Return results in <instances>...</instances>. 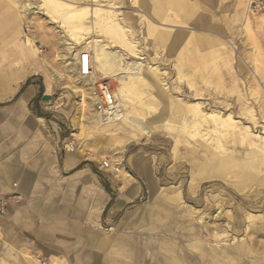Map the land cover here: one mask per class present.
<instances>
[{
  "label": "rangeland",
  "instance_id": "obj_1",
  "mask_svg": "<svg viewBox=\"0 0 264 264\" xmlns=\"http://www.w3.org/2000/svg\"><path fill=\"white\" fill-rule=\"evenodd\" d=\"M21 1L25 0L0 2L1 7L10 5V8L0 10V76L6 86L15 84L18 79L16 74L23 66L18 46L24 42L26 36L33 38L36 47L42 50V53L38 52L39 56H43L49 62L47 70L55 82L45 103V118L38 123L46 132V136L54 135L60 139L58 156L65 151L71 152L66 143L75 147L79 138L83 139L80 148L86 150L85 157L78 158L84 162L81 174L87 175L88 182L77 184L73 194L69 193L63 201L58 199V202L52 204L66 210L79 204L81 212V219L77 223L83 232H69L67 219L62 214H55L57 216L50 220L47 232L52 236L51 243L62 249L61 254L66 255L64 251L72 250L79 259L84 252L86 235L91 234L95 238L91 242V251L105 260H110L113 252L117 251L114 257L123 264L127 258L118 241H131L134 237L140 236L145 240H152L155 247L153 251L156 252L160 237L164 235L175 242L173 245L176 251H181L180 254L191 258L190 264H193L195 258L200 259V255L211 264H230V260L234 264H243L237 262L242 259L245 264H250L252 260L264 263V230H255L256 225L264 226V168L254 170L248 167L239 172V169L232 165L231 152L236 150L237 157L240 158L244 156L247 147L243 143H237L231 134L221 135L223 143L220 142L216 146H212L208 140L207 144L211 149L208 148L206 153H203V158L206 156L208 161L202 160L201 156L194 153L197 136L185 139L175 122L169 125L168 132L159 130L143 138L141 142L128 144L123 151L122 163L129 169H127L129 175L135 178L133 182L142 188L143 194L135 197L121 210L114 211L112 206L104 209V199L108 196L115 198L105 193L104 186L107 188L108 178L112 179L114 190L121 187L134 188L131 185L133 182L127 184L123 181L126 178L121 174L111 172V168L119 166L118 150L123 143L122 137L87 123L90 116L87 91L74 77L71 71L74 65L65 70L63 68L65 58L59 54L58 42L61 41L63 34L70 38L63 31L60 20L39 10L38 13H30L26 19L28 21L19 23L17 8L11 6L12 3L20 5ZM32 1L35 6L40 4L39 0ZM72 1L78 2L74 5L89 8H94L100 2L106 4L105 0ZM110 2L117 7L112 10L116 11L121 21L132 29L133 33L129 37L136 42L140 56L158 68L170 97L181 98L189 103L199 102L204 112L219 111L224 117L231 113L233 121L239 123L242 128L252 130L254 135H264V9L258 14H250L247 10L249 0H110ZM147 23L153 27L152 32L146 29ZM89 36L93 37L95 34ZM126 56L127 62L133 59L131 55ZM201 64L204 66L202 71L199 68ZM225 68L230 69L239 82V86L232 91L220 87L218 82L225 73ZM122 73L115 71L111 75H101L97 77L96 82L100 77L111 79L116 93L117 77ZM32 77L39 78L46 85L44 70L39 74L27 75L19 82ZM154 91L157 93L158 88L154 87L152 92ZM169 99L162 95L161 100L154 101L153 108L138 109L136 115L147 119L154 117L168 109ZM224 99L231 103V107L223 106ZM244 106H251L249 113H252L253 117H250L254 118L256 123L248 117L249 113L247 116L239 113ZM77 122L86 126L79 131L76 128ZM216 133L224 132L222 130L209 132L207 138ZM136 152L141 163L146 162L150 167L152 180L160 192L157 198L149 197L146 183L127 160L128 155ZM225 155L227 157H224ZM217 158L228 159V162L211 165L209 160L214 161ZM251 158L259 160L261 157L254 152ZM201 163L205 164L202 165L204 168L201 167ZM116 169L114 168V171ZM68 178V175L64 174L60 181L65 185L66 182H70ZM76 200H82L83 203L77 204ZM155 201L156 218L136 227L134 220L138 211ZM214 210H219L216 219L212 217ZM198 212H203L208 217V225L195 219ZM247 216L253 218L248 220ZM222 222L229 224L226 231ZM34 229L36 230L35 227ZM31 230L29 228L20 230L19 233L12 231L7 234L0 226V242L1 237L10 240L11 234H14L13 236L22 242L26 240L32 244L30 252L40 259L33 258L34 264H51L50 260L47 262V256L43 255L49 252L48 246L46 248L45 241H38ZM249 244L255 245L258 250L249 255L246 252L242 255L233 254L235 247L242 246L248 250ZM39 245L42 246V250H38ZM78 259L74 261L69 259V262L80 264ZM24 262L23 264H30Z\"/></svg>",
  "mask_w": 264,
  "mask_h": 264
},
{
  "label": "bare ground",
  "instance_id": "obj_2",
  "mask_svg": "<svg viewBox=\"0 0 264 264\" xmlns=\"http://www.w3.org/2000/svg\"><path fill=\"white\" fill-rule=\"evenodd\" d=\"M3 1L4 0H2V2ZM39 1L40 4L38 6H35L32 0H25L24 2L21 1L20 5L12 3L13 5L11 7L17 8L19 14V23L24 22L26 19H28L30 13H38L39 10H41L42 13H45L48 16L58 18L62 24L63 31H65L70 36V38H68L64 36L65 34H63L61 41L58 42V44L60 45L59 54L61 57L65 58L63 62V68L65 70L68 69V67H70L71 65H74V68H72L71 71L74 74V77H76V80L80 84H82V86L87 91L86 95L89 98L90 108V116H88L87 118V123L97 128H104L106 131H110L122 137L123 143L120 150H118L119 166L114 167L117 168L115 171L114 168H111L112 174H121L122 177L126 179L128 176L129 182L131 180H134L129 175L130 173L127 168L122 163L123 151L126 146L132 142H141L143 138L148 137L153 132L159 130H162V132L170 131L169 125L171 123L173 124V122L178 125V128L180 129V132L185 139H188L189 136H197L198 139H195L198 141L196 143L194 153L201 156L200 158L202 160L208 159L206 156L205 158H203V155L209 148L207 144L208 140L212 146H216L220 142L223 143L220 138L221 135L231 134L233 138H236L237 143H243L244 146L247 147V151L244 152V156L240 158L237 157L236 153L238 152H236V150L231 152L230 162L232 163V165L238 168L239 172L241 169H248V167L254 170L264 168V135H254L252 130L248 128H242L239 123H235L236 121H233L234 119H232L231 113L224 117L220 114L219 111L212 110L210 112H204L199 102L189 103L181 98L170 97V95L167 93L165 83L163 81L164 78L161 77L158 68L147 63L143 59V57L140 56L139 49L136 46V42L130 39L129 36L133 33L132 29L121 21L118 16L119 14L116 11L112 10L116 7H114L113 2H110V0H105L106 4L103 5L100 1H97L100 3L96 4L94 8H89L88 6L74 5V3L77 4L78 2L72 0ZM7 8H10L9 4L7 7L5 5H2V7L0 6V10H4ZM247 10L248 12L250 11L249 5L247 6ZM146 29L150 32L154 30L153 27L148 23L146 24ZM90 34H95V36H89ZM158 35L161 34L158 33ZM111 47H113V49ZM115 47L119 48V50ZM18 49V54L20 59L22 60L23 66L16 74L18 77L16 82L18 83V81L24 78V76H26L27 74L37 73L40 71L42 72L44 70L46 76L47 92L50 93L51 86L55 84V82L50 71L47 70V67L49 68V62L43 56H39L38 52L42 53V50L36 47L34 39L28 36L25 37V40L21 45L19 44ZM82 55L85 56L88 63L87 70L84 69V71H82L81 64ZM126 55H131L133 59H130L127 62ZM199 68L202 71V69H204V66L202 67L201 64ZM115 71L123 72L120 76L117 77L118 86L116 89V93H114L113 90L115 103L112 107L103 109L100 107L98 98L95 93V83L98 79L97 77L101 75H111ZM224 72L225 73L221 78H219L218 81L220 87L228 89L227 91L236 89L239 86V82L236 80L235 74H232V72L228 68H225ZM103 78L104 77H100V79ZM1 87L2 82L0 80V92L3 91ZM154 87L158 88L157 93L155 91L154 93L152 92ZM162 95L165 98H170L168 103L169 107L166 111H162V113L160 112L158 115L149 119L144 116L140 117L136 115L138 113V109L153 108L154 101H157L156 99L161 100ZM252 95H254V93ZM223 102H225L223 106L231 107V103L228 100L224 99ZM250 107L244 106V109L241 110V112H239L238 110V112L242 115L247 116V114L251 111ZM250 116L253 117V114L249 113L248 117ZM250 119H253L254 123H256V120H254V118L250 117ZM84 126L86 125H83L80 122L76 123V128L79 131H81ZM217 130H222L224 133H216L213 136L210 135L209 138H207L209 132L215 133L217 132ZM81 140L83 139L79 138L77 146L75 147H72L66 143V147L72 152L70 156L76 158L85 157L86 150L80 148V146L82 145ZM88 152L92 154V152ZM254 152H257L260 155L261 158L259 160L251 158ZM224 157L227 156L225 155ZM211 160H209V162L213 166H216L218 163L220 164V162H228V159L223 158H217L214 161ZM202 165L205 164L201 163V167H203ZM235 171H237V169H235ZM249 178L251 179L252 177ZM126 179H123V181L129 183ZM145 179L149 197L152 198L155 197V195L157 196L158 191L156 189V184L155 181L152 180V176L148 169L145 174ZM177 191L180 195V187L177 188ZM172 200L175 201L176 199ZM218 214L219 210H214L212 212V217L216 219ZM248 218L252 219L253 217L247 216L246 219ZM195 219L203 221V223L206 225H208L209 223V221H207L208 217H206L203 212H198ZM221 224L225 225L226 231L229 227L228 222H222ZM255 227L256 231L264 230V226L262 224H259L258 226L256 225ZM255 245L249 244V247H247L248 250L242 248V246H237L235 247V249H233V254L242 255L245 252L248 255L252 254L253 251L255 252V250H258V248H255ZM221 257L224 258V256ZM194 262L195 264H197L196 262L201 264H211L209 260H202L198 258L197 260L195 258ZM237 262H242L243 264H245V261L243 259L241 261L237 260ZM250 262V264H264L263 262L259 263L256 260H252ZM50 263L63 264L55 259H50ZM0 264L12 263L5 260V258L0 257ZM230 264L234 263L230 260Z\"/></svg>",
  "mask_w": 264,
  "mask_h": 264
},
{
  "label": "crops",
  "instance_id": "obj_3",
  "mask_svg": "<svg viewBox=\"0 0 264 264\" xmlns=\"http://www.w3.org/2000/svg\"><path fill=\"white\" fill-rule=\"evenodd\" d=\"M33 74H39V72L27 75ZM0 80L3 90L0 92V188L9 192L12 191V184L16 183L15 191L20 195L17 201H12L8 205L6 214L0 216V226L7 234L12 231L19 233L20 230L31 228V233L38 241H45L46 248L47 246L49 248V252L43 254L47 256V262L55 259L63 264H71L69 259L73 261L78 259L75 257L76 254L72 250L64 251L66 255L61 254L62 249L51 243L52 236L48 234L47 229L51 218L55 214H62L67 219L69 232H83L77 223L81 219L78 202L83 203L82 200H76L78 205L70 210L54 207L52 204L58 202V199L63 201L69 193L73 194L77 184L88 182L87 175L81 174L84 162L70 156L72 152L68 151L58 156L60 139L54 135L46 136V132L38 123L45 118V103L49 95L44 82L37 77H32L24 82L18 81L14 85L6 86L1 76ZM127 160L146 183L145 174L147 169L150 171L148 163L142 164L137 152L128 155ZM123 165L126 167L125 164ZM64 174H67L70 180L65 185L63 181H60L64 178ZM132 178L135 180L133 176ZM112 185V179L108 178L107 188L104 186L105 193L115 198L108 196L104 199L105 210L111 206L114 211L121 210L135 197L143 194L142 188L134 182L131 185L135 189L121 187L114 190ZM156 189L158 191L157 186ZM55 194L57 196H54ZM159 194L158 191L155 198ZM156 202L138 211L137 218L134 220L136 227L143 226L146 221L156 218L153 214L154 209L157 208ZM11 235L10 240L1 237L0 257L12 264H23V261L33 264L32 258L40 260L37 255L30 252L32 248L30 242L26 240L22 242L18 237L13 236L14 234ZM92 236L86 235L84 252L78 259L80 264H122L114 257L117 251L113 252L110 260L102 259L97 253L91 251V242L95 239ZM118 243L121 244V249L127 258L123 264H190L186 255L176 251L173 245L175 242L164 235L160 237L156 252L153 251L155 248L153 241L145 240L140 236L134 237L131 241L120 240ZM42 249L39 245L38 250ZM44 250L46 252V249ZM203 257L201 256L200 259L203 260Z\"/></svg>",
  "mask_w": 264,
  "mask_h": 264
},
{
  "label": "built area",
  "instance_id": "obj_4",
  "mask_svg": "<svg viewBox=\"0 0 264 264\" xmlns=\"http://www.w3.org/2000/svg\"><path fill=\"white\" fill-rule=\"evenodd\" d=\"M249 13L257 14L264 9V0H249ZM82 71L87 70V60L84 55L81 57ZM113 81L111 79L103 78L95 83V93L101 108L112 107L115 103L113 96ZM16 183L12 184V191L6 192L0 188V216L5 215L8 205L12 201H17L20 195L15 191Z\"/></svg>",
  "mask_w": 264,
  "mask_h": 264
}]
</instances>
